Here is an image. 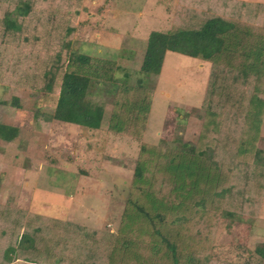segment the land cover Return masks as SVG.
Instances as JSON below:
<instances>
[{"label": "trees", "instance_id": "trees-1", "mask_svg": "<svg viewBox=\"0 0 264 264\" xmlns=\"http://www.w3.org/2000/svg\"><path fill=\"white\" fill-rule=\"evenodd\" d=\"M80 1L0 0V84L57 94L53 120L91 131L106 112L92 83L116 84L109 133L133 138L150 158L140 157L118 235L0 206V264H213L219 211L229 198L244 201L251 183L264 188V4L236 2L201 18L177 8L170 29L149 34L132 86L116 57L75 50ZM168 53L210 63L211 73L197 141L165 142L164 151L143 139L154 98L147 84ZM0 105L22 107L16 97ZM19 134L0 124L1 141ZM250 256L264 262V242Z\"/></svg>", "mask_w": 264, "mask_h": 264}, {"label": "rangeland", "instance_id": "rangeland-1", "mask_svg": "<svg viewBox=\"0 0 264 264\" xmlns=\"http://www.w3.org/2000/svg\"><path fill=\"white\" fill-rule=\"evenodd\" d=\"M257 1L81 0L80 15L73 20L77 27L73 45L86 55L116 57L130 73L127 84L138 86L147 38L153 31L170 29L177 8H190L201 18L220 15L225 7L231 12L236 2L264 4ZM210 73V63L176 53L166 55L162 73L147 84L154 92L143 139L148 149L167 151L165 142L197 141ZM117 78L123 83L124 72L119 71ZM116 86L92 83L91 96L105 105L106 112L101 129L91 131L53 120L57 94L0 84V101L16 97L22 106L0 105V124L20 130L13 142L0 140V206L120 234L140 157L150 156L142 153L133 138L109 133ZM261 139L259 147L264 150V121ZM250 186L244 201L229 198L230 207L219 211L213 264L248 260L264 264L250 256L264 242V188L257 193L256 184Z\"/></svg>", "mask_w": 264, "mask_h": 264}, {"label": "crops", "instance_id": "crops-1", "mask_svg": "<svg viewBox=\"0 0 264 264\" xmlns=\"http://www.w3.org/2000/svg\"><path fill=\"white\" fill-rule=\"evenodd\" d=\"M249 1H253L254 2V0H249ZM257 1V0H256ZM258 2V1H257Z\"/></svg>", "mask_w": 264, "mask_h": 264}]
</instances>
